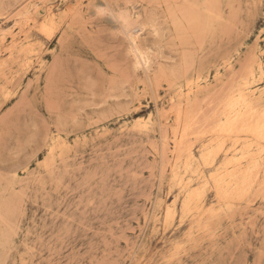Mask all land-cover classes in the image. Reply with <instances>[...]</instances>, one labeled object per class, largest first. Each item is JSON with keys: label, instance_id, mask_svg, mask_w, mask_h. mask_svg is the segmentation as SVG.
Listing matches in <instances>:
<instances>
[{"label": "rangeland", "instance_id": "rangeland-1", "mask_svg": "<svg viewBox=\"0 0 264 264\" xmlns=\"http://www.w3.org/2000/svg\"><path fill=\"white\" fill-rule=\"evenodd\" d=\"M44 1L0 0V264H264V140L216 133L264 0Z\"/></svg>", "mask_w": 264, "mask_h": 264}, {"label": "bare ground", "instance_id": "bare-ground-1", "mask_svg": "<svg viewBox=\"0 0 264 264\" xmlns=\"http://www.w3.org/2000/svg\"><path fill=\"white\" fill-rule=\"evenodd\" d=\"M40 2L44 3V0H39ZM45 4V3H44ZM46 8V7H45ZM55 9V8H54ZM44 10V9H43ZM102 15V14H101ZM111 15V14H110ZM74 16V15H73ZM27 19V18H25ZM123 21V20H122ZM44 28V27H43ZM128 30V29H127ZM44 31H47L44 30ZM50 31V30H49ZM140 31V30H139ZM122 32V31H121ZM39 33H41L39 31ZM48 32H46V35ZM126 33V32H125ZM42 34V33H41ZM45 34V32H44ZM43 34V35H44ZM49 34L51 35V33L49 32ZM128 35V33H126ZM138 34V33H137ZM49 35V36H50ZM46 36V37H47ZM1 40V39H0ZM1 42V41H0ZM259 63V62H258ZM244 64V63H243ZM264 64H262L263 66ZM137 66V65H136ZM260 66V65H259ZM53 68V67H52ZM248 71H250L248 69ZM250 73V72H249ZM253 74H249L248 76H251ZM252 77V76H251ZM253 79V77H252ZM251 79V80H252ZM254 80V79H253ZM198 81V80H197ZM196 82V81H195ZM253 82V81H252ZM245 83V82H243ZM251 83V82H250ZM189 89L191 90L193 87L191 86V81L190 83H187ZM186 85V87H187ZM247 84H244L243 88L241 91H243L247 86ZM242 87V86H241ZM195 91V90H194ZM189 93V92H188ZM191 93V92H190ZM242 94V93H241ZM188 95V94H187ZM186 95V96H187ZM218 95V94H217ZM234 96V95H233ZM4 99V98H3ZM214 99V98H213ZM230 99L231 96H230ZM236 99V98H235ZM232 99L230 102H232V104H230L229 109L227 110V112H225V122L224 124H220V126H218V129L216 130V133H224L225 135H231V134H238V133H246L250 136H252L255 140H264V113L262 111H259L257 108H255V106L252 103V100H248L245 98V96L240 95L239 98H237L236 100ZM5 101V100H4ZM210 101H211V97H210ZM207 105V104H206ZM224 109V108H223ZM196 113V112H195ZM213 114V113H212ZM182 110H177L176 111V119L177 122H181L182 119ZM213 117V116H212ZM211 118V116H210ZM195 121V120H194ZM197 124V123H196ZM199 124V123H198ZM189 128V126H185L182 127V134L185 136V133L187 131V129ZM146 129V128H145ZM173 132H175V130H173ZM172 133V132H171ZM175 137H173V142L178 140L177 136H178V131L175 132ZM182 136V135H181ZM194 136V135H193ZM210 136V135H209ZM171 137V136H170ZM179 137V136H178ZM57 140V139H56ZM181 141V140H180ZM230 141V140H229ZM179 142V141H178ZM172 143V144H175ZM211 143V142H210ZM57 144V143H56ZM64 144V143H63ZM167 144V143H166ZM53 146V145H52ZM174 146V145H173ZM61 147V146H60ZM64 147V146H63ZM219 148V147H218ZM64 149V148H63ZM222 149V148H219ZM218 149V150H219ZM217 150V152H218ZM178 152V151H176ZM175 152V153H176ZM220 152V151H219ZM183 153V152H182ZM186 153V152H185ZM49 154V153H48ZM178 154V153H176ZM180 154V153H179ZM178 156V155H176ZM212 165V164H211ZM237 165V163H236ZM236 165L232 166L231 172L229 173H225L224 175L220 176V178H218V182L220 180V183L223 184L225 182V180L227 179L228 176L230 175H236L238 173V167ZM185 166V165H184ZM46 169V168H45ZM215 170V169H214ZM202 176V175H201ZM208 183V182H207ZM204 185V184H203Z\"/></svg>", "mask_w": 264, "mask_h": 264}]
</instances>
